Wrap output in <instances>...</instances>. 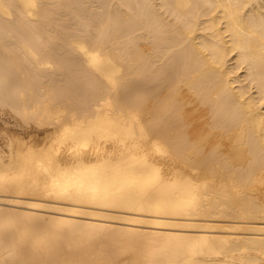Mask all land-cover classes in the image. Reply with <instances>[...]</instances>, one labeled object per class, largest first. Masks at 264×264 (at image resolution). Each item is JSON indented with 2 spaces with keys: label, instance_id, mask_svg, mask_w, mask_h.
<instances>
[{
  "label": "bare ground",
  "instance_id": "1",
  "mask_svg": "<svg viewBox=\"0 0 264 264\" xmlns=\"http://www.w3.org/2000/svg\"><path fill=\"white\" fill-rule=\"evenodd\" d=\"M0 106V264H264V0H0Z\"/></svg>",
  "mask_w": 264,
  "mask_h": 264
},
{
  "label": "rangeland",
  "instance_id": "2",
  "mask_svg": "<svg viewBox=\"0 0 264 264\" xmlns=\"http://www.w3.org/2000/svg\"><path fill=\"white\" fill-rule=\"evenodd\" d=\"M3 129H7L8 131H12L15 133H18L20 135L28 136L38 133L42 134L43 131L33 123H23L13 112H11L8 108L6 107H1L0 106V131ZM32 133V134H31ZM0 145L2 143L4 144V140L2 137V134H0Z\"/></svg>",
  "mask_w": 264,
  "mask_h": 264
}]
</instances>
